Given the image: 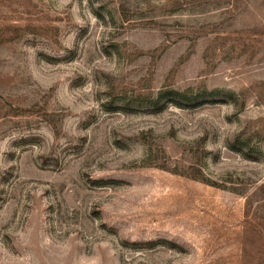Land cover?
Segmentation results:
<instances>
[{"label": "rangeland", "instance_id": "obj_1", "mask_svg": "<svg viewBox=\"0 0 264 264\" xmlns=\"http://www.w3.org/2000/svg\"><path fill=\"white\" fill-rule=\"evenodd\" d=\"M0 264H264V0H0Z\"/></svg>", "mask_w": 264, "mask_h": 264}]
</instances>
